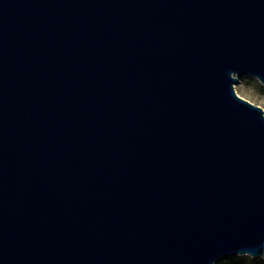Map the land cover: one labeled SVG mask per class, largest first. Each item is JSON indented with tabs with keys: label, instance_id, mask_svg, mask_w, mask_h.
Returning a JSON list of instances; mask_svg holds the SVG:
<instances>
[{
	"label": "water",
	"instance_id": "95a60500",
	"mask_svg": "<svg viewBox=\"0 0 264 264\" xmlns=\"http://www.w3.org/2000/svg\"><path fill=\"white\" fill-rule=\"evenodd\" d=\"M264 0H0V264L264 255Z\"/></svg>",
	"mask_w": 264,
	"mask_h": 264
},
{
	"label": "rangeland",
	"instance_id": "374dc122",
	"mask_svg": "<svg viewBox=\"0 0 264 264\" xmlns=\"http://www.w3.org/2000/svg\"><path fill=\"white\" fill-rule=\"evenodd\" d=\"M234 90L237 96L262 108L264 112V86L256 78L250 76L242 77L239 83L234 85ZM247 257L254 259L249 256ZM259 260L260 262L257 264H264V255ZM243 263L247 264V260L245 259Z\"/></svg>",
	"mask_w": 264,
	"mask_h": 264
},
{
	"label": "trees",
	"instance_id": "16d2710c",
	"mask_svg": "<svg viewBox=\"0 0 264 264\" xmlns=\"http://www.w3.org/2000/svg\"><path fill=\"white\" fill-rule=\"evenodd\" d=\"M245 259L247 260V264H257L260 262L259 258L250 259L247 256H235L233 258L221 260L217 264H244L243 262Z\"/></svg>",
	"mask_w": 264,
	"mask_h": 264
}]
</instances>
